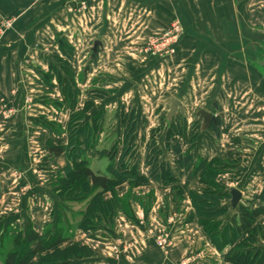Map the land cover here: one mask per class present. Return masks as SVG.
Returning a JSON list of instances; mask_svg holds the SVG:
<instances>
[{
  "label": "crops",
  "instance_id": "obj_1",
  "mask_svg": "<svg viewBox=\"0 0 264 264\" xmlns=\"http://www.w3.org/2000/svg\"><path fill=\"white\" fill-rule=\"evenodd\" d=\"M80 2L86 3L87 10L82 14H73L71 10ZM7 20L11 26L4 27L3 32H0V105L3 107L17 111L26 92L34 89L30 92L34 98L33 109L44 114H54L55 109L59 110L55 106H45L44 101H48L46 99L56 92L55 89L62 92L63 86L59 88L56 78L50 80V86L43 81V75L51 65L59 68L63 64L55 61L54 56L58 55L63 62L68 63L78 93L81 90H84L81 95L86 92L89 94L91 90L101 92L89 95L108 101L107 105L102 104L98 109H127L135 102L133 95L136 93L138 97H141L139 93L146 94L142 100L146 109L150 106L158 108L160 102L169 109L166 101L170 98L177 99L184 110L205 109L216 117L219 133L217 135L213 131L214 125L203 132V139L191 145L194 159L221 161L223 166L234 168L235 162L238 163L237 155L241 156L237 149L240 152L243 149L247 156L244 159H249V163L254 165L253 172L250 174L247 168L243 170L244 173L235 174L237 184L229 187L220 184L223 187L221 194L237 190L242 195L243 205L245 194L252 192L255 187L253 192L258 194L264 189V0H0V27ZM174 21H178L183 30L175 45V56L164 60H149L132 52L136 46L164 33ZM96 41L100 42L101 47L92 55ZM61 43L71 47V58H66L60 52ZM66 79L68 81L70 78ZM93 80H98L100 87L89 90V82ZM54 85L57 87L54 88ZM94 104H97L96 100ZM136 104L138 107L137 101ZM30 120L33 128L43 127L38 118ZM1 121L0 127L4 124L10 126L8 121ZM42 122L48 123L45 120ZM45 129L46 134H49L48 140L54 145L66 144L65 135L60 134L61 138L58 139L51 132V127ZM27 138L29 140V135ZM16 144L6 149V158L16 156L17 152L19 154L21 145L26 147L29 142L21 141L19 151L15 148ZM43 151L42 157L49 156L50 166L54 164L58 167L53 174L65 167L63 156L53 158L48 150ZM24 159L29 161L27 156L21 160ZM129 162L136 165L138 174L150 184L151 173L145 159L134 157ZM0 164V172L5 168L11 169L8 163ZM163 167L169 170L182 189L187 188L195 193H202L205 189L199 183V176L190 178L188 184H185L186 174L177 167L175 158L165 161ZM244 174L250 175L249 179L259 182V185L247 191L241 183ZM37 190L44 192L41 194L42 199L51 201L52 210L62 204L51 189L44 191L38 187ZM5 191V187L0 188L1 194ZM226 202L231 208L230 198L223 199L221 206L225 207ZM37 203L35 205L29 199H15L10 209L12 213L4 215V212H0V217L4 218L7 225H13L17 223V218L28 214L33 229L42 233L45 225L51 222L50 210L45 209L49 219L44 221V210H40L42 205ZM160 205H153L150 208L151 214L148 211L147 226L161 223ZM256 209L261 210V207L256 206ZM32 210L37 212H29ZM169 210L171 212L174 207L170 205ZM226 216L220 218L223 226L229 224ZM152 217L154 220L151 222ZM130 219H134L133 216L125 218L120 215L115 219L116 225H123L129 230H123L122 237L117 234V229L111 230L108 242L112 243L111 237L115 240L121 237L125 242H130L134 250L129 256L134 257L140 251L142 255L135 264H179L181 259L196 254L199 242H205L211 252L212 247L206 239L191 233L198 226L195 218L183 230L177 231L172 239V247L165 255L144 249L147 246L145 231L138 227L136 220ZM79 233L82 237L86 236ZM93 249L96 253L95 261L81 260L78 263L114 264L110 253L105 252L106 249L97 250V246ZM212 252L216 254V251ZM211 254L203 255L191 264H215ZM0 264H3L2 261Z\"/></svg>",
  "mask_w": 264,
  "mask_h": 264
},
{
  "label": "rangeland",
  "instance_id": "obj_2",
  "mask_svg": "<svg viewBox=\"0 0 264 264\" xmlns=\"http://www.w3.org/2000/svg\"><path fill=\"white\" fill-rule=\"evenodd\" d=\"M87 8L88 7H86V10ZM85 11L80 13L73 11L72 13L82 14ZM174 22L171 23L169 28L164 33H166L172 28ZM10 26L11 22H9V20L3 22L2 26L0 27V32H3L4 27L8 28ZM164 33L157 35L149 39L145 43L136 46L132 52L135 55L141 56L142 58L149 60H164L172 58L173 56H175L176 49L174 53L166 54V49L163 46L158 45L155 47V49H153L152 46L151 48L147 46L150 41L154 40L158 36L163 35ZM153 51L160 54L163 53L164 55H162L163 57L159 58L152 57L151 53ZM89 83V90H96V88L98 89V87H100V82L98 80H93V82ZM56 87L57 85H54V88ZM75 88H77V86ZM33 90L34 89H30L26 92V95L22 98L21 107L17 111L14 109H7L0 105L1 120L8 121V124L10 123L9 125L12 127L11 128L10 126H6L5 124L0 127V163H6V165L8 163L10 165L9 167L11 168L10 170L8 168H5L3 169V171L0 172V188L3 189V187H5L6 189L3 194L0 193V212H4V215H10L12 213V210L10 209L13 207L12 202L18 198L32 200L35 205H38L37 202H39V205H42L39 208L40 210H44V213L45 209H48L47 211L50 210L49 216L51 218L52 223H47L45 225V228L57 229L59 228V226H61L62 228L66 229L70 240L64 245L65 247L73 243L87 245L94 251V256L92 258L84 259L88 261H95L96 259V253L93 249L94 246H97V250L106 249L105 252L110 253V259L112 262H114V264H135L138 259L142 258L141 251L134 254V257L129 256V253L134 250H132L133 245L128 241L125 242V240L121 238L122 233H124L122 231L129 230V228L123 225L118 226L114 222L115 219L119 218L120 215L125 218H130L133 216L134 219L132 220H136L138 222V227L143 228V231H145L144 237L147 239V246L144 249L157 251L162 253L163 255L168 253V251L172 247V239L175 234H177V231L183 230V228H185V225L187 223L193 222L195 218L193 212L194 210L187 197V194L183 193V196H181L177 193V189L178 187H180L179 183H162L161 181L150 179V184L147 183L144 185H136V183H124L116 186L115 182L112 180L111 184H115L113 185L114 187H111V191L103 194L102 196L105 201H109L110 204H112L110 210L112 211L113 217L109 221L105 219L98 221L96 223V232L93 231L89 232L88 234H85L78 227L79 223L82 221L83 218L81 214L86 212L88 205L91 203V201L93 200L92 198L94 197V195H96L97 192L86 191L81 197L78 198L75 196H72L70 198H62L56 196L57 194L55 192V186L56 181H58L57 176L61 178L62 176H64V173H62L61 170L56 171L55 174H53V171H55V169H57L58 167L54 164L53 166H50L51 163L49 164V162L51 161L49 160V156L42 157L44 154L43 150H48L47 141L49 134H46L45 128L47 126L51 127V132H53V135L57 136L58 139L61 138L60 134L65 135V139L67 141V129L69 119L71 117L70 110L73 107V110H71L72 113L74 112L75 115H80L83 117H79L80 120L79 125L77 127H81L84 124L92 126L94 125L97 127V129L93 131V139L95 142V146L92 150H90V152L85 154L82 161L86 163L87 166L93 172L100 175H106L107 169L110 164H114L115 166H117L116 159L119 157L123 150V138L126 137V132L128 131L127 127H129L131 121L133 122L135 127L132 136L134 144L131 150L132 155H134V157L138 159H146L147 154L154 151L152 159L157 160L158 163H160L161 167H163L165 161L168 162L169 159H171V161L172 159H174L173 148L175 145H180V147H182V150L186 152L188 150L193 149L191 148V144L193 143L192 141H194L195 143L203 139L201 135L205 134L203 132L201 133L200 131L201 123L196 117V113H198L199 110L205 109H185L184 114H180V112H178L171 119V121L167 122L166 115L169 109H166V107L161 104V102L158 108L156 107V104V108H151L150 106L146 109L143 103L145 99L144 95H146L144 93H139L141 97H138L137 93L134 94L133 96L135 97V102H132L127 109H98L102 106V104L107 105L108 101H103V98L89 95L95 92L101 94V92H94L92 90L89 92V94H86L88 93L86 92L85 95H81V93H84V90H81L82 92H80L75 98L76 105L72 106L68 103V105L70 106L68 109V105L64 102L63 97L60 96L62 92H60L59 89H55L56 92L52 94L50 98L48 97V99H46L48 101H44V104L45 106L51 105L58 107L59 110L55 109V113H57L56 115H54L55 113L44 114L45 112L41 113L40 110L33 109L34 107L32 105H35L33 102L34 98L30 96V92L32 93ZM109 90L107 91L109 92ZM41 91L42 93H44L43 89ZM103 94L104 96H107V94ZM95 100L97 101L96 105L94 104ZM99 100H101L102 102H100ZM129 100L130 98H128V101ZM136 101L138 102V107ZM85 102H89L88 105H91L92 107L89 109H83L86 107H83ZM61 103H64V105H61ZM64 107H67V109H64ZM61 112H63V114ZM31 118H38L40 123L43 124V127H39L40 129L33 128L32 124H30ZM19 119L21 120V123H19ZM43 120H45L49 124L42 122ZM6 127H8L9 129L17 128V130L9 131L6 129ZM25 127H27L28 131L25 129ZM2 134L5 135L4 138L2 137ZM27 134L29 135V140L27 138ZM53 138L55 140L57 139L55 137ZM25 140L29 142V145L26 147L25 145H21V141L22 143H25ZM14 143H17V146L15 148L18 151V148L21 145V151H19V154L17 152V157L14 155L10 156L9 158H6V155L8 153L6 149L9 148V145ZM248 146L252 148L251 145ZM237 153H241L242 157L237 155L236 159L238 163L235 162L236 167L234 168L223 166L220 161L221 164L218 169L220 172V177L219 180H217V183H223L222 185H224V187L227 185L229 187L231 186V184H237V177L235 176V174H240V172L242 174V172L244 173L243 170L247 168L250 174L253 172L254 165H252V163H249V159H244L247 156L245 152H243V149L242 152L237 149ZM262 153L264 152L262 151ZM25 156L28 157L29 161L26 162L25 159L24 161L21 160ZM248 157L250 156L248 155ZM113 158L115 162H112ZM239 167L242 168V171H240ZM237 170L239 171L237 172ZM248 176L250 177V175L245 176L244 174V178L241 181V183L245 185V189L247 188V191L250 190V188L254 189V186L259 185V182H254L253 179H249ZM233 181H235V183ZM157 184H159L161 187H159ZM185 184L187 185V183ZM38 187H41L42 189H44V191H50L51 189L55 197L60 200L59 203L62 202V204L57 207V209L52 210L51 207L53 206V204H51V201L49 199L44 200L41 198L43 197V195L41 194H43L44 192H39V190H37ZM255 189L253 191H255ZM184 190L186 192H192L187 188H184ZM253 191H250L245 194V200L243 201V205H250L251 208H256V206H259L261 207V211L264 212V202H252L254 197L258 195V192ZM249 201H251V203H249ZM156 203H161V223L156 224L154 226H147L149 223L148 211L150 210V208H152L153 205H156ZM239 204L242 205L241 201ZM131 205L132 208L130 209ZM170 205L174 207V210H172L171 212H169ZM224 205L229 210L228 215L226 216V219L229 220L228 223L230 224L231 222H237L239 218L237 208L232 210L227 202L224 203ZM139 211L140 213H137ZM29 212H33L34 214L35 212H37V210H32ZM149 213L151 214V210L149 211ZM27 215L28 214H26L25 216L24 214L23 216L17 218V223L11 225L12 227L10 225H7L6 222L4 223L3 217L1 218L3 219L5 227H15L21 229L25 227L28 220L31 221V216L28 217ZM45 215L44 221L49 219L48 214L45 213ZM106 215L108 216V214ZM153 220L154 218L152 217L151 222ZM197 225L198 226L196 227L195 231L192 229L191 233H195L196 235L202 237V239H206L205 241L212 247V249L210 248L211 252L206 247L205 242L201 244L199 242L198 247L196 249V254L194 255L193 253V257H185L181 259L179 264H191L192 262H195L197 259H199L201 256L213 253L212 251H216V254H211L214 256V258L212 259L215 260V264H226L223 259L225 253L228 251L229 248L225 247L222 251L217 250L208 235L201 228V226L198 223ZM256 225L258 226V240L254 246V249L259 248L263 250L264 215L260 216L257 219ZM176 227L178 228L176 229ZM114 229L118 230L117 234H120L121 237L120 240H115V238L111 237L112 243L110 244L108 242L110 231ZM79 232L84 233L86 236L82 237V234ZM9 235L10 234L7 235L8 240L5 242L4 246L0 248V261H2L7 249H10L11 236ZM99 238H102L103 241ZM98 242H101L103 245H99ZM106 259H109V257H107ZM72 262H74L72 264H79V261Z\"/></svg>",
  "mask_w": 264,
  "mask_h": 264
},
{
  "label": "trees",
  "instance_id": "obj_3",
  "mask_svg": "<svg viewBox=\"0 0 264 264\" xmlns=\"http://www.w3.org/2000/svg\"><path fill=\"white\" fill-rule=\"evenodd\" d=\"M59 50L66 58H71L73 50L67 44H59ZM54 59L57 63L63 64L59 68L56 65H51L49 71L43 75V81L49 85L50 80L56 78L58 86L60 88L63 86L62 97L64 102L67 105L69 103V105L75 106V98L79 93L75 88L73 73L68 68V63L63 62L58 55H55ZM65 77L70 79L67 81ZM88 104L89 102H85L83 107H86L83 109L92 107ZM69 105L67 106L68 109ZM71 110L66 144L54 145L51 140H48L47 149L53 158L63 156L66 162L62 169L64 176L61 178L57 176L56 196L62 198L75 196L78 198L86 191L97 192L86 212L81 214L83 218L78 226L82 232L88 234L95 231L98 221L102 219L109 221L113 217L110 210L112 204L103 199V194L110 192L111 187H114L115 184L116 186L124 183L144 185L147 184V179L138 174L135 164L129 162L134 158L131 153L134 145L132 136L135 128L132 121L127 127L126 137L123 138V150L116 159L117 166L110 164L107 174L100 175L93 172L82 161L85 154L95 146L93 131L97 127L88 124L77 127L79 117L82 116L75 115ZM212 129L218 135L217 123ZM192 142L191 145L194 144V141ZM153 154L154 151L147 154L145 159V164L150 167L151 179L162 183H177L168 169L161 167L157 160L152 159ZM173 155L177 167L186 174V183L188 184L190 178L199 176V183L205 187L202 193L185 192L184 189L178 187L177 193L181 196L183 193L187 194L197 223L208 235L216 249L222 251L225 247L229 248L224 255V262L226 264H264V249H254L258 240L256 222L260 216L264 215V212L260 209L251 208L250 205L238 204V221L223 226L220 218L226 216L229 210L227 207L221 206V201L225 198L231 199V197L230 192L229 194H221L223 187L217 183L220 174L218 170L220 162L216 160L206 161L200 158L194 159L191 150L184 152L180 145L174 146ZM112 162H115L114 158ZM112 180L115 182L113 185L111 184ZM253 201L264 202V190L255 196ZM7 233L11 236V244L10 249L8 248L4 254L3 264H70L72 261H81L94 256V251L87 245L73 243L65 247L64 245L70 240V237L66 229L61 226L57 229L45 228L42 233H38L33 229V224L29 220L24 228H10L4 226L3 219L0 217V248L8 240Z\"/></svg>",
  "mask_w": 264,
  "mask_h": 264
},
{
  "label": "water",
  "instance_id": "obj_4",
  "mask_svg": "<svg viewBox=\"0 0 264 264\" xmlns=\"http://www.w3.org/2000/svg\"><path fill=\"white\" fill-rule=\"evenodd\" d=\"M99 47H101L100 42L98 41L94 42L92 47V55L96 54ZM166 103L169 104V111L166 115L167 122L171 121V119L178 112H180V114H184L183 106L177 99L174 98L167 99ZM196 117L201 120V127H200L201 132L207 131L211 127V125H215L217 123L216 117L205 110H200L198 113H196ZM230 197H231V208L232 209L237 208L238 204L241 201V193L238 192L237 190H231Z\"/></svg>",
  "mask_w": 264,
  "mask_h": 264
},
{
  "label": "built area",
  "instance_id": "obj_5",
  "mask_svg": "<svg viewBox=\"0 0 264 264\" xmlns=\"http://www.w3.org/2000/svg\"><path fill=\"white\" fill-rule=\"evenodd\" d=\"M86 7L87 5L85 2H80L76 8L71 10V12L76 11L80 13L85 11ZM182 33L183 31L180 23L176 21L174 22L172 28L169 31H167L161 36L156 37L154 40L150 41L147 46H149V48H151L152 46L153 49H155V47L158 45L163 46L166 49L165 52L166 54H172L175 52V45L179 41ZM151 54L152 57H157V58L163 57L162 55H164L163 53L160 54L155 51H153Z\"/></svg>",
  "mask_w": 264,
  "mask_h": 264
}]
</instances>
